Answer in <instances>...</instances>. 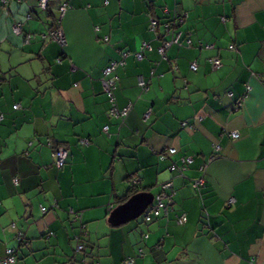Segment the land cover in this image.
Masks as SVG:
<instances>
[{
	"label": "crops",
	"instance_id": "crops-1",
	"mask_svg": "<svg viewBox=\"0 0 264 264\" xmlns=\"http://www.w3.org/2000/svg\"><path fill=\"white\" fill-rule=\"evenodd\" d=\"M169 19L182 44L160 55ZM112 61H123L115 105L131 104L123 122L102 80ZM133 182L153 196L171 182L169 208L112 227L114 197ZM8 249L14 264H264V0H50L45 11L0 0V259Z\"/></svg>",
	"mask_w": 264,
	"mask_h": 264
},
{
	"label": "built area",
	"instance_id": "built-area-1",
	"mask_svg": "<svg viewBox=\"0 0 264 264\" xmlns=\"http://www.w3.org/2000/svg\"><path fill=\"white\" fill-rule=\"evenodd\" d=\"M17 2H22L23 0H15ZM37 3V8L45 11L48 7L49 4V0H36ZM66 9V5L63 4L59 7V12L60 15L63 14V12ZM157 26V22L152 20L150 23V27L151 30H155ZM165 28L167 29V33L172 34V30H169L168 28V24H165ZM23 31V26L21 24H17L14 26L13 28V32L15 34H21ZM48 36L54 40L57 41L58 43L62 44L64 42L62 34H61V30L59 29L58 25L55 24L53 25L52 29L48 32ZM181 41V34L180 33H173L171 40L169 42H165L159 49H158V53L160 55H163L164 53V49L166 47H168L171 44H180ZM187 45L190 44L189 40L185 41ZM149 49V46L147 44H143L141 46V49L138 53L134 54V57L137 60H142L143 58V52ZM124 56V55H123ZM123 61H112L108 64L107 67L104 68L103 70V84H104V88L105 91L107 92L108 96H109V103H110V110H109V114L116 118L121 120L122 122L125 120V118L127 117L130 108H131V104L127 105L126 107H124L123 109H118L115 105V97L113 95V90L115 88V82H116V78L114 76H111L112 74H114L115 69L119 66L122 65ZM211 64L213 65V68H217L220 66V61L217 58H214L211 60ZM190 69L192 71H195L197 69L196 63H192L190 65ZM108 77V78H107ZM107 78V79H106ZM138 84L141 88L144 89L145 87V82L142 79H139ZM238 105H240V102H238ZM18 105L13 106V109L16 110L18 109ZM107 129L108 127L105 126L102 128V131L104 133H107ZM231 137L233 139H237L238 135L237 134H231ZM85 145H87L88 142H83ZM177 152V150L175 148H169L166 150L165 153L161 154V159H164L166 157L172 156ZM66 155H67V151L63 146H57L52 153V157H53V161H54V165L57 169H61L64 164H65V160H66ZM192 164V158H182L181 159V165L180 166H175L172 165L170 167L171 171H174L176 173L181 174L189 165ZM14 183L16 184V180L14 181ZM203 185V181L202 180H196L192 182V186L193 188H199ZM171 182H165L161 185L160 188V192L154 196L153 199V203L152 205L149 207V209L143 213V218H144V222L146 223H150L152 222V220L154 218H158L159 216H161L162 214H164L166 212V203L168 202V198L170 197L167 192L171 189ZM169 193V192H168ZM233 200L229 201V204H232ZM41 211L44 212L45 209L41 208ZM176 222L177 224H184L186 222V217L184 215L178 216L176 217ZM147 236H145L146 238ZM77 251H81L82 250V246H77L76 248ZM13 251L12 250H7L6 254L4 256V258L0 259V264H13L15 262V257L12 255ZM138 255H142V251L139 250ZM125 264H133L132 260H128L127 262H125Z\"/></svg>",
	"mask_w": 264,
	"mask_h": 264
},
{
	"label": "water",
	"instance_id": "water-1",
	"mask_svg": "<svg viewBox=\"0 0 264 264\" xmlns=\"http://www.w3.org/2000/svg\"><path fill=\"white\" fill-rule=\"evenodd\" d=\"M154 196L151 193L139 192L129 197L123 204L116 206L108 216L112 227L127 224L139 218L152 205Z\"/></svg>",
	"mask_w": 264,
	"mask_h": 264
},
{
	"label": "trees",
	"instance_id": "trees-1",
	"mask_svg": "<svg viewBox=\"0 0 264 264\" xmlns=\"http://www.w3.org/2000/svg\"><path fill=\"white\" fill-rule=\"evenodd\" d=\"M50 1V0H49ZM48 7H49V4H48ZM48 7H47V9H48ZM155 21V20H154ZM176 21H178V19H176ZM176 21H174V20H172V19H169V21H166V23L165 24H168V28H169V30H172V34L174 33H179V32H175L174 31V29H175V27H176ZM180 44H182V40L180 41ZM190 45V44H189ZM220 61V60H219ZM195 63V62H194ZM192 64V63H191ZM190 64V65H191ZM197 66V65H196ZM191 70V69H190ZM192 71V70H191ZM197 71V69L195 70V71H192V72H196ZM107 134V133H106ZM88 142V141H87ZM88 144V143H87ZM57 146H54V147H52L53 148V150L56 148ZM52 150V151H53ZM164 153V152H163ZM162 153V154H163ZM173 156V155H172ZM167 158V157H166ZM53 164H54V161H53ZM64 166H65V164H64ZM63 166V167H64ZM176 166V165H175ZM54 167H55V165H54ZM62 167V168H63ZM61 168V169H62ZM55 169L56 170H61V169H57L56 167H55ZM130 178V177H129ZM131 179V178H130ZM172 184V183H171ZM141 189H139L137 186H136V183L135 182H133V183H131L130 184V186H129V188H128V190H127V192H126V194H125V196H121V197H117V196H115L114 198H115V201H116V203L117 204H123L129 197H131L132 195H134V194H136V193H139V192H144L143 190L142 191H140ZM172 191H173V189H172V186H171V189L167 192V194L170 196L169 198H168V202L166 203V212H167V210H168V208H169V205H170V203H171V194H172ZM156 196V195H155ZM151 206V205H150ZM149 206V207H150ZM149 207L147 208V210L149 209ZM45 209V208H44ZM46 210V209H45ZM166 212L164 213V214H162L161 216H163V215H165L166 214ZM161 216H159L158 218H160ZM158 218H154L153 220H152V222L154 221V220H156V219H158ZM79 221L80 222V226H79V230L77 231V234L75 235V238H74V240H75V242H76V247H75V253H83L84 251H85V246H84V244L82 243V236L83 235H85L86 233H85V227H84V224L83 223H81V220L79 219V216L78 215H75V218H74V221ZM143 222H144V219H143ZM175 222H176V218H175ZM144 223H146V222H144ZM151 223V222H150ZM177 223V222H176ZM179 225H182V224H179ZM50 235H52V234H50ZM18 240H19V242L22 244L23 243V241H24V239L19 235V237L17 238ZM82 246V250L81 251H77L76 250V248H77V246ZM8 250H12L13 251V256L15 257V251H14V249H8ZM128 260H131V259H127V260H125L124 261V263L123 264H125V262H127ZM15 261H16V257H15ZM133 261V260H132ZM15 263V262H14ZM13 263V264H14ZM70 264H76L73 260L70 262Z\"/></svg>",
	"mask_w": 264,
	"mask_h": 264
},
{
	"label": "rangeland",
	"instance_id": "rangeland-1",
	"mask_svg": "<svg viewBox=\"0 0 264 264\" xmlns=\"http://www.w3.org/2000/svg\"><path fill=\"white\" fill-rule=\"evenodd\" d=\"M42 89H43V87H41ZM143 214L139 217V218H137L136 220H134V221H132V222H129V223H127V224H125V225H129V224H141L142 222H143ZM147 238V237H146Z\"/></svg>",
	"mask_w": 264,
	"mask_h": 264
}]
</instances>
